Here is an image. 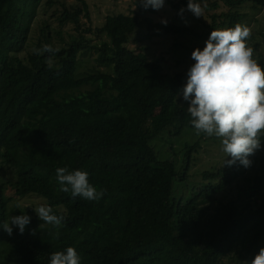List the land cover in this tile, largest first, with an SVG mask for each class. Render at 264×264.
<instances>
[{
    "label": "trees",
    "instance_id": "obj_1",
    "mask_svg": "<svg viewBox=\"0 0 264 264\" xmlns=\"http://www.w3.org/2000/svg\"><path fill=\"white\" fill-rule=\"evenodd\" d=\"M136 4L130 14L108 15L94 41L86 34L91 25L71 40L59 30L70 22L81 30V15L92 22L86 0H0V264H49L53 252L69 246L81 264H251L264 247V137L249 167L237 161L207 168L200 186L178 193V182L189 187L201 140L185 144L181 169L160 157L152 142L194 129L188 104L179 98L187 74L168 71L129 42L144 25L149 39L191 29L155 23L148 14L156 10ZM247 4L264 8V0L206 5L213 13L203 35L241 24ZM45 44L59 51L36 54ZM88 51L96 54L97 67L76 76ZM253 58L261 60L254 49ZM58 167L87 171L103 197L89 201L61 191ZM5 170L14 173L17 197L36 196L63 216L60 228L40 220L34 207L13 204ZM21 214L30 223L22 234L13 226L9 236L2 224Z\"/></svg>",
    "mask_w": 264,
    "mask_h": 264
},
{
    "label": "clouds",
    "instance_id": "obj_2",
    "mask_svg": "<svg viewBox=\"0 0 264 264\" xmlns=\"http://www.w3.org/2000/svg\"><path fill=\"white\" fill-rule=\"evenodd\" d=\"M144 9H161L165 0H137ZM201 3L188 0L185 11L199 18L204 14ZM165 25L166 19L161 20ZM187 23V21H186ZM251 30L246 25L236 24L232 28L212 30L205 47L196 48L191 54L195 61L187 71V82L182 89L183 100L188 102L187 112L197 135L215 136L220 139L224 153L223 165L231 166L237 161L249 167L250 156L261 147L264 137V67L253 58V49L246 44ZM36 54H55L58 48L50 44L34 50ZM52 68L51 59L47 61ZM230 157V159H225ZM56 180L63 192L99 201L103 190H97L89 182V173L76 169L68 171L64 167L56 169ZM38 218L55 228L62 226L63 216L53 213L51 207H35ZM27 214L13 215L3 224V230L12 235L13 226L22 234L30 223ZM58 235V233H57ZM49 264H81V257L74 247L53 252ZM251 264H264V247L255 255Z\"/></svg>",
    "mask_w": 264,
    "mask_h": 264
},
{
    "label": "rangeland",
    "instance_id": "obj_3",
    "mask_svg": "<svg viewBox=\"0 0 264 264\" xmlns=\"http://www.w3.org/2000/svg\"><path fill=\"white\" fill-rule=\"evenodd\" d=\"M63 1V0H60ZM90 7V13L92 22L81 15L82 28L81 30L76 28L73 22L66 23L59 30L62 31L65 39L71 40L73 36H78L79 33L86 27L93 28L92 34L86 33L94 41H97V29L102 27L106 21L108 15L116 13L130 14L132 11L137 10V0H86ZM174 4H178L180 8L187 9V5L184 0H170ZM202 6L212 4L214 1L221 2V0H197ZM68 3H74L75 0H67ZM58 6L54 5L50 8L49 12L45 16H50L53 10H56ZM60 8V6H59ZM205 9V8H204ZM219 8L217 10H221ZM241 12H246L248 14L247 18L241 23V25H246L251 30V36L247 39V44L255 50V56L259 57L261 60L257 61L264 67V8L259 11L253 10L250 4L245 5ZM213 11H205L203 16L197 18L192 15L191 12L185 11L183 17L179 14V10L170 2L165 0L164 6L156 10L154 14H148L151 16L155 23L161 22L162 19H166L167 23H175L178 26H184L190 28L191 30L185 32L181 35L176 36H165L163 33L159 36L154 35L151 39L147 38L146 35L150 32L147 25L142 26L139 31L131 36L129 47L136 51H141L147 54L150 60H158L163 62L166 69L170 72L182 71L187 74L188 69L191 67L195 61L191 58V54L194 49H203L205 47V42L207 41V35H203L205 32H209L210 28L208 25L211 22L209 14ZM41 17L44 15V10L42 9L39 14ZM187 21V23H186ZM54 24H58L56 21ZM153 31V30H152ZM154 34L156 31H153ZM256 33V37L253 38V34ZM33 37L36 39L39 36L38 31H33ZM56 44H61V40L58 36L54 37ZM174 45L177 47L174 48ZM33 46V45H31ZM34 47V46H33ZM31 47V49H33ZM97 67L96 54L94 52L88 51L85 55L81 56V61L77 67L76 76L82 75L85 72L93 71ZM103 68V67H101ZM74 73L71 78L63 79L59 82V90L64 88V85L69 79H73ZM187 82V81H186ZM57 88L54 89L56 91ZM181 104H188L187 101L183 100L182 92L179 96ZM201 140V150L200 153L196 155L197 161L194 166L191 167L187 184L178 182V193L185 192L187 189L192 191L193 187L200 186L202 179L200 174L207 168H215L223 164L224 153L222 151V144L220 139L213 136H201L196 134L195 129L187 131L181 138H171L168 133L162 134L159 138L155 139L152 143L155 146L156 151L159 156L169 157V159H174L178 168L185 167L184 163V146L186 143H194L197 140ZM229 159V157H225ZM7 181H8V195L12 198L13 204L19 208H32L41 206L42 200L40 198H32L33 195H28L24 198L17 197L15 195L14 184L16 179L14 178V173L11 170H5ZM14 188V189H13ZM197 188V187H196ZM31 197V198H30Z\"/></svg>",
    "mask_w": 264,
    "mask_h": 264
}]
</instances>
